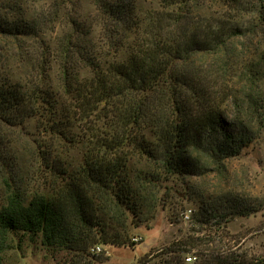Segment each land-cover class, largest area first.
I'll list each match as a JSON object with an SVG mask.
<instances>
[{
  "label": "trees",
  "instance_id": "obj_1",
  "mask_svg": "<svg viewBox=\"0 0 264 264\" xmlns=\"http://www.w3.org/2000/svg\"><path fill=\"white\" fill-rule=\"evenodd\" d=\"M210 4L223 8L206 14ZM93 5L89 21L66 0H0V264L19 231L78 264L97 243L134 244L132 227L154 217L168 182L172 195L186 184L193 225L222 231L191 228L137 264H186L192 250L195 264H264L225 229L257 201L210 199L187 180L198 153L221 168L250 141L222 103L238 45L264 36V0H158L144 13L138 0ZM261 69L264 51L250 76Z\"/></svg>",
  "mask_w": 264,
  "mask_h": 264
},
{
  "label": "rangeland",
  "instance_id": "obj_2",
  "mask_svg": "<svg viewBox=\"0 0 264 264\" xmlns=\"http://www.w3.org/2000/svg\"><path fill=\"white\" fill-rule=\"evenodd\" d=\"M66 1L72 5L74 12L80 13L83 19L90 21L94 12L93 0ZM157 2L158 0H138L139 11L144 13L156 6ZM222 8V5L210 4L206 14L216 13ZM238 46L241 48L236 50L237 56L232 63L234 67L228 71L226 77L228 89L227 96L223 98L222 108L229 120H234L235 125L245 128L250 141L240 155L225 160L221 168L216 167L207 155L198 153L195 158L197 161L199 159L200 168L187 180L190 187L198 192L197 194L204 193L210 199L224 192H235L251 201L256 200L257 211L250 215L234 217L225 223V229L242 243L243 249L250 253L262 254L264 253V69L250 76V65L255 63L259 54L264 51V36L256 39L247 49L240 44ZM195 58L200 64L214 60L212 56L205 54ZM252 99L257 100L256 106L251 102ZM24 144L29 147V141L21 139L19 148L24 149ZM165 186L166 188L160 192L163 193L162 201L154 217L148 222L132 227L131 240L134 244L97 243L101 251L96 253L91 251L92 247L89 249L91 253H95L88 255L92 259L90 264H137L145 254L193 233L191 228L196 230L194 231L196 236L221 233L222 227H217L212 222L202 227L190 222V215L196 207V202L184 192L185 183L181 184L178 193L173 192V195L169 192V187L173 185L168 182ZM23 189L29 195L38 190L32 183L25 184ZM9 246L4 253L3 264H78L79 258L74 251L47 249L41 244L38 236L22 231L10 234ZM184 255L193 256L195 253L192 250ZM198 261L199 258H196L187 261L186 264H195ZM86 262L82 260L79 264Z\"/></svg>",
  "mask_w": 264,
  "mask_h": 264
},
{
  "label": "built area",
  "instance_id": "obj_3",
  "mask_svg": "<svg viewBox=\"0 0 264 264\" xmlns=\"http://www.w3.org/2000/svg\"><path fill=\"white\" fill-rule=\"evenodd\" d=\"M91 251L98 253L101 251V248H100V246L95 245L94 247L91 248ZM185 259H186V261H192L195 259V257L194 256H187Z\"/></svg>",
  "mask_w": 264,
  "mask_h": 264
}]
</instances>
